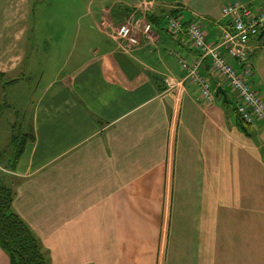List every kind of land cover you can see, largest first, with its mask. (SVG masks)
Wrapping results in <instances>:
<instances>
[{"label": "crops", "instance_id": "crops-1", "mask_svg": "<svg viewBox=\"0 0 264 264\" xmlns=\"http://www.w3.org/2000/svg\"><path fill=\"white\" fill-rule=\"evenodd\" d=\"M150 1L156 21L131 48L114 32L137 0H90L84 13L52 21L60 67L30 127L11 136L24 139L19 159L3 161L0 142V184L13 188L14 211L49 264H264V120L250 134L237 125V92L208 56L215 99L201 96L179 62L199 51L166 21L199 24L220 45L230 25L223 5L259 0ZM32 16V0H0V72L15 78L7 85L29 74ZM250 59L248 80L264 99V36L251 38ZM9 262L0 246V264Z\"/></svg>", "mask_w": 264, "mask_h": 264}, {"label": "built area", "instance_id": "built-area-1", "mask_svg": "<svg viewBox=\"0 0 264 264\" xmlns=\"http://www.w3.org/2000/svg\"><path fill=\"white\" fill-rule=\"evenodd\" d=\"M150 0H137L135 12L130 14L122 23L115 28V38L128 48L140 43V36H149L153 23L148 19V3ZM139 13L138 16H135ZM222 13L230 18V25L224 27L221 34L220 45L226 48V54L220 51V45L208 42L207 33L201 25L189 23L184 26L180 16L167 14L166 21L168 29L173 34L185 31L198 55L192 60L179 57L185 78L197 84L201 96L213 102L211 80L203 74L204 59H212V71L228 81L239 98L238 111L247 123L255 120H264V100L250 84L248 78L253 75L252 66L246 64L250 54V40L264 31V0L257 4H243L234 1L223 5ZM230 59H234L233 64ZM248 63V62H247ZM237 65V66H236Z\"/></svg>", "mask_w": 264, "mask_h": 264}, {"label": "rangeland", "instance_id": "rangeland-1", "mask_svg": "<svg viewBox=\"0 0 264 264\" xmlns=\"http://www.w3.org/2000/svg\"><path fill=\"white\" fill-rule=\"evenodd\" d=\"M89 1L90 0H32V34L34 36L37 35L39 39H36L35 42V55L31 56L32 60L28 72L29 74H27L23 83L19 85H7V90L3 95L5 98L0 100V106L3 107V111L5 112L0 114V116L2 115L0 120V142L3 149L2 152L5 150L2 157L3 161L6 158H14L16 155V151L18 147H20L21 142H19L18 138L12 142L11 136L18 134L17 130H19L21 124H23L26 130L30 127L34 105L41 96V93L43 91L45 92V86L48 80L57 73L60 67L58 61L62 56L60 54L52 55L51 53L53 50H58L56 40L50 39L49 37L51 33L49 27L53 24L52 21L57 20L58 17L63 15L74 17L81 12L84 13ZM138 15L139 13L135 16ZM32 34L30 33L29 35L31 45L34 44ZM41 44L46 46L45 50L49 55H39L42 50L37 46H41ZM60 46L68 48L69 44L64 45L63 43V45ZM46 57H48V59H46ZM6 113H8L9 116L12 115V117L7 118ZM22 118H24V120H22ZM8 135H10V140L7 141ZM3 147L7 148L5 149Z\"/></svg>", "mask_w": 264, "mask_h": 264}, {"label": "trees", "instance_id": "trees-1", "mask_svg": "<svg viewBox=\"0 0 264 264\" xmlns=\"http://www.w3.org/2000/svg\"><path fill=\"white\" fill-rule=\"evenodd\" d=\"M149 20L151 22L156 21L152 19V17ZM259 36H264V31L259 33L256 37ZM247 62L243 67L246 64H248V66L249 64L251 65L250 54ZM14 80L15 78H10L5 73L0 72V83H4L5 86ZM228 103H231V101L229 100ZM238 107L239 103L235 105L232 110L235 115L236 123L243 131L250 134V126L244 121L241 113L238 111ZM17 138L21 143L14 156V161L19 159L24 150V139H21L20 136H17ZM17 138L13 137L12 142ZM14 197L15 192L12 187L0 184V246L9 256V264H49L48 252L40 239L25 220L14 211Z\"/></svg>", "mask_w": 264, "mask_h": 264}]
</instances>
